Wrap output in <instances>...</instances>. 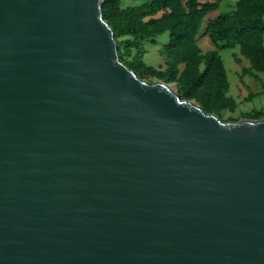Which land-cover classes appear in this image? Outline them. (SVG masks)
Wrapping results in <instances>:
<instances>
[{
	"label": "water",
	"instance_id": "obj_1",
	"mask_svg": "<svg viewBox=\"0 0 264 264\" xmlns=\"http://www.w3.org/2000/svg\"><path fill=\"white\" fill-rule=\"evenodd\" d=\"M0 264H264V117L140 77L103 0H0Z\"/></svg>",
	"mask_w": 264,
	"mask_h": 264
},
{
	"label": "trees",
	"instance_id": "obj_2",
	"mask_svg": "<svg viewBox=\"0 0 264 264\" xmlns=\"http://www.w3.org/2000/svg\"><path fill=\"white\" fill-rule=\"evenodd\" d=\"M119 3L120 0H103L104 17L113 28L115 38L130 34L133 37L130 42H138L169 32V40L163 47L169 54L183 51V45L191 44L204 17L218 7L216 1L199 0H145L141 4L124 8H121ZM159 12L161 14L157 16ZM205 32L213 43H221L222 48L238 44L241 53L248 56L255 67L264 69V0H237L231 12L210 19ZM117 43L119 55L123 60L119 49L120 41L117 40ZM196 52L197 48L193 46L190 52H181V59L193 58L196 61L199 59L194 58ZM204 58L208 63L205 71L196 72L195 75L191 72L188 81L179 85L182 98L191 95L198 81L209 73L219 76L217 82L222 86L224 71L219 55L216 51H211L205 54ZM125 63L142 78L149 79L148 77L153 75L167 83L168 80L175 79L174 74L177 71L176 62L172 63V70L168 74L159 73L140 59ZM165 75L169 77L168 80L164 78ZM202 108L208 112L204 106ZM263 117L264 115L257 113L253 118Z\"/></svg>",
	"mask_w": 264,
	"mask_h": 264
},
{
	"label": "rangeland",
	"instance_id": "obj_3",
	"mask_svg": "<svg viewBox=\"0 0 264 264\" xmlns=\"http://www.w3.org/2000/svg\"><path fill=\"white\" fill-rule=\"evenodd\" d=\"M143 1L120 0L119 6L121 8L128 5L134 6L141 4ZM199 1H216L218 2V9L216 8V12L212 11L204 17L199 31L194 35L191 44L187 43L181 47L183 51H176V53L171 54L166 53L163 48L156 52L153 51L151 48L153 46L149 43L156 36L138 42H130L133 38L132 35H119L116 40L120 41L119 49L124 62L130 63L135 59H140L147 66H151L163 74H168L172 70V63L176 62L175 79L168 80L169 77L166 75L164 78L179 92V85L188 81L191 72L195 75L196 72L205 71L208 63L204 55L211 51H216L224 71L222 86L217 82L219 76L209 73L198 81L191 95L185 98L196 102L201 107L204 106L209 113L217 114L224 121L253 118L257 113L264 115V102L259 104V102L264 101V69L255 67L251 59L241 53L238 44L222 48L221 43H213L208 33L205 32V27L210 19L222 14V12H231L234 7L230 9V5L223 2L225 0ZM160 14L161 12L157 16ZM193 46L197 48L194 58L198 57L199 59L196 61L193 58L182 60L181 52H190ZM148 78L150 81L159 80L153 75Z\"/></svg>",
	"mask_w": 264,
	"mask_h": 264
},
{
	"label": "crops",
	"instance_id": "obj_4",
	"mask_svg": "<svg viewBox=\"0 0 264 264\" xmlns=\"http://www.w3.org/2000/svg\"><path fill=\"white\" fill-rule=\"evenodd\" d=\"M145 1V0H144ZM143 1V2H144ZM236 1L237 0H233V1H230V0H225V1H223V2H225V4H227V5H230V9H232L233 7H234V5H235V3H236ZM142 2V3H143ZM222 4V3H221ZM129 6V5H128ZM219 8H220V6H219ZM218 9V8H217ZM213 12H216V10H214ZM228 12V11H227ZM222 13H225V12H222ZM168 40H169V32H163V33H161V34H159V35H157L152 41H150V45H152L153 47H151L152 48V50L153 51H159V49H161V48H163L164 47V45L165 44H167V42H168ZM263 44H264V35H263ZM264 96V95H263ZM262 102H264V101H261V102H259V104L260 103H262ZM258 105V104H257ZM258 108V107H257Z\"/></svg>",
	"mask_w": 264,
	"mask_h": 264
}]
</instances>
